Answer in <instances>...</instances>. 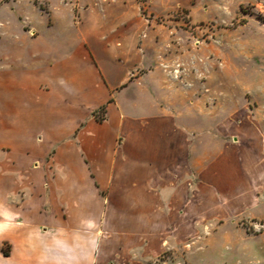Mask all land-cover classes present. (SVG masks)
<instances>
[{"label":"crops","instance_id":"crops-1","mask_svg":"<svg viewBox=\"0 0 264 264\" xmlns=\"http://www.w3.org/2000/svg\"><path fill=\"white\" fill-rule=\"evenodd\" d=\"M48 51L0 53V264H124L192 235L197 215L259 204L264 142L225 140L197 169L196 120L164 102L154 77L104 71L82 33L72 50Z\"/></svg>","mask_w":264,"mask_h":264},{"label":"rangeland","instance_id":"rangeland-1","mask_svg":"<svg viewBox=\"0 0 264 264\" xmlns=\"http://www.w3.org/2000/svg\"><path fill=\"white\" fill-rule=\"evenodd\" d=\"M20 23L45 31L28 38ZM3 31L0 53L51 50L53 58L82 33L104 71L130 69L131 81L150 74L164 102L196 120L188 127L195 156L206 157L197 169L225 140L249 150L264 142V0H0ZM111 57L131 58L116 64ZM140 87L126 94L150 91L146 79ZM257 201L221 220L197 215L192 235L164 237L158 252L134 251L124 264H264V189Z\"/></svg>","mask_w":264,"mask_h":264},{"label":"trees","instance_id":"trees-1","mask_svg":"<svg viewBox=\"0 0 264 264\" xmlns=\"http://www.w3.org/2000/svg\"><path fill=\"white\" fill-rule=\"evenodd\" d=\"M100 111L103 112V115L102 116H98L97 118H98L99 121H103L105 119V116H104V114H105V106H103L100 109ZM2 249H3L4 254H9V252H10L9 246H5L4 245Z\"/></svg>","mask_w":264,"mask_h":264}]
</instances>
